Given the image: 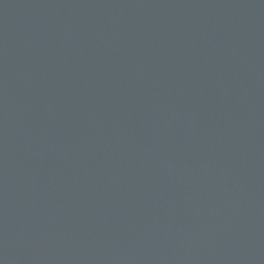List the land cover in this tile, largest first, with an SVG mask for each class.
<instances>
[{
  "label": "water",
  "instance_id": "95a60500",
  "mask_svg": "<svg viewBox=\"0 0 264 264\" xmlns=\"http://www.w3.org/2000/svg\"><path fill=\"white\" fill-rule=\"evenodd\" d=\"M0 264H264V0H0Z\"/></svg>",
  "mask_w": 264,
  "mask_h": 264
}]
</instances>
